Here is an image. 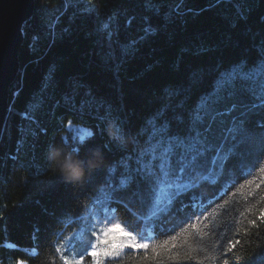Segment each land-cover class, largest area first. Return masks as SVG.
Instances as JSON below:
<instances>
[{
    "label": "trees",
    "instance_id": "1",
    "mask_svg": "<svg viewBox=\"0 0 264 264\" xmlns=\"http://www.w3.org/2000/svg\"><path fill=\"white\" fill-rule=\"evenodd\" d=\"M35 3L34 14L24 25L21 69L11 87L9 114L0 136V264H63L61 253L67 255V250L76 246L86 226L94 225L93 231L105 226L104 217L110 222L120 221L140 238H149L150 244L175 235L180 229L170 230L192 212L184 205L191 203L194 194L206 199L215 195L219 185H211L216 180L183 196L154 228L153 221L142 219L149 208L146 200L137 198L135 183L113 195L106 183L109 168L143 147L147 133L141 134V129L164 102L165 86L187 84L190 69H208L218 61L227 66L244 57L256 59L254 45L264 37V0H248L240 9L225 2L205 11L199 10L208 8V0H184L183 4L180 0H157L159 14L146 9L144 0ZM241 9L247 10L246 20L239 18ZM145 16L160 31L117 72L109 53L119 60L121 44L141 34ZM131 17L135 19L128 27L126 22ZM105 23L118 30L119 42L114 40L109 45ZM165 24L166 30L162 27ZM200 45L209 51L193 55ZM185 48L189 51L178 64ZM210 87L211 77L196 89L189 103ZM261 119L264 111L251 117L250 126L254 128ZM113 120L122 125L126 143L109 137L107 126ZM88 129L93 130L94 138L80 146L76 137L86 136ZM51 145L63 146L85 160L99 150L103 164L86 182L68 183L49 166ZM227 168L234 170L229 173L233 178L240 177L237 186L245 178L252 179L241 175L246 170L241 169L239 158L230 160ZM120 172L122 169H118L117 181ZM255 173L264 175L258 167ZM257 192L264 194V185ZM261 207L264 203H257L244 219L238 215L243 208L237 205L234 216L238 222L223 209L218 210L216 222L224 225L217 229L219 245L230 239L240 241L222 258L228 264H264V222L258 219ZM254 218L256 226L248 223ZM87 233L90 235V230ZM189 242L197 247L191 239ZM210 252L214 259L204 264H221V259H215L219 247L210 248ZM144 256L143 249L126 250L118 264H157L161 259L144 260ZM163 260L164 264H199Z\"/></svg>",
    "mask_w": 264,
    "mask_h": 264
},
{
    "label": "snow or ice",
    "instance_id": "2",
    "mask_svg": "<svg viewBox=\"0 0 264 264\" xmlns=\"http://www.w3.org/2000/svg\"><path fill=\"white\" fill-rule=\"evenodd\" d=\"M225 2L234 3L240 9L248 0H239L238 3L237 0H208V8L199 11ZM183 3L184 0H180V4ZM144 4L146 9L159 14L157 0H144ZM246 11H239L241 20L247 19ZM134 19L129 18L126 26L130 27ZM162 27L166 30L167 25ZM103 30L109 45L114 40L119 42L118 30L113 31L110 23H105ZM159 31L150 22V18L145 16L140 28L141 34L121 44L119 60H116L114 53H109V59L116 64V71L134 59L140 46ZM254 47L257 51L254 61L244 57L227 66L218 61L208 69H190L187 84L165 86L161 97L164 102L148 119L146 127L141 129V134L147 133L143 147L109 168L106 181L113 195L135 183L137 198L146 200L149 208L142 219L153 221L154 228L163 217L171 214L178 200L189 193H195L202 185L208 184L213 176L216 184L211 186L219 185L216 194L207 199L202 195H192L191 203L184 205L186 208L191 207V214L170 230L175 231L178 227L180 231L151 244L144 237L138 239L134 231L127 230L120 221L110 222L104 217L105 226L91 232L95 238L94 243L71 258L61 253L63 264H85L86 256L91 258V264H118L125 256V249H143L144 260H157V257H161L157 264H164L163 257L169 261L192 260L204 264V261L214 259L210 248L215 250L217 247L219 252L215 259H221V264H228V260L222 258L240 241L233 242L230 239L226 244L219 245L221 237L217 229L224 225L216 222V216L220 214L218 210L223 209L225 215L236 221L234 213L237 205L243 208L238 213L239 217L247 219L246 213L253 211L257 203H264V194L257 192L264 185V175L255 173L257 167L259 173H264V119L257 121L254 128L250 126L251 117L264 111V37ZM188 51L186 48L181 49L178 64ZM208 51L207 47L200 45L192 54L199 56ZM209 77V90L202 92L190 104L196 89L205 84ZM68 127L71 129L72 121L68 122ZM90 138H94L92 129L87 130L86 136L76 137L80 146ZM236 158H239L241 169L246 170L241 175L252 176V179L245 178L244 183L238 186L240 177L233 178L229 173L234 170L227 168L228 162ZM118 169H122V172L117 181ZM258 219L264 222V207L260 208ZM248 223L256 226L257 219H250ZM190 239L197 247H193ZM56 251L61 252L59 248Z\"/></svg>",
    "mask_w": 264,
    "mask_h": 264
},
{
    "label": "water",
    "instance_id": "3",
    "mask_svg": "<svg viewBox=\"0 0 264 264\" xmlns=\"http://www.w3.org/2000/svg\"><path fill=\"white\" fill-rule=\"evenodd\" d=\"M35 6V0H0V136L9 114L11 87L21 69L24 25Z\"/></svg>",
    "mask_w": 264,
    "mask_h": 264
},
{
    "label": "clouds",
    "instance_id": "4",
    "mask_svg": "<svg viewBox=\"0 0 264 264\" xmlns=\"http://www.w3.org/2000/svg\"><path fill=\"white\" fill-rule=\"evenodd\" d=\"M107 132L113 141L121 144L127 142L123 129L115 120L109 122ZM47 160L49 166L57 171L66 182L84 183L91 173L103 164V155L96 150L90 158L85 160L63 146L51 145L48 149Z\"/></svg>",
    "mask_w": 264,
    "mask_h": 264
},
{
    "label": "rangeland",
    "instance_id": "5",
    "mask_svg": "<svg viewBox=\"0 0 264 264\" xmlns=\"http://www.w3.org/2000/svg\"><path fill=\"white\" fill-rule=\"evenodd\" d=\"M215 179V176H213L210 180H214ZM104 227V226H102ZM102 227L100 228H97L98 231L99 229H101ZM95 229V226L94 225H90V226H86L85 227V231L79 236L78 239H76V246L73 247V248H70L67 250L66 254L71 258L73 255H75L76 253L78 252H83L86 248L90 247V245L92 243H94L95 239L92 238L91 234L89 235L87 233V230H90V233ZM138 237V236H137ZM140 237H138L139 239ZM149 240V243H150V239L149 238H146ZM69 242V240H68ZM126 250H131V249H125ZM18 264H24V263H18ZM85 264H91V258L90 257H85Z\"/></svg>",
    "mask_w": 264,
    "mask_h": 264
}]
</instances>
